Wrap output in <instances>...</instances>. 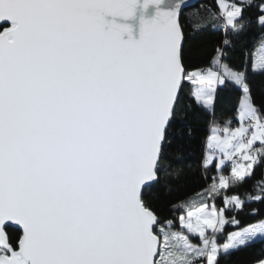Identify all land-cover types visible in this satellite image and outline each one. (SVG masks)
I'll return each instance as SVG.
<instances>
[{"label": "snow or ice", "instance_id": "1", "mask_svg": "<svg viewBox=\"0 0 264 264\" xmlns=\"http://www.w3.org/2000/svg\"><path fill=\"white\" fill-rule=\"evenodd\" d=\"M244 3L217 0L226 35L243 29ZM183 6L187 0H0V264H218L264 236L261 221L217 243L226 223L239 224L225 217L243 207L236 195H225L220 209L179 205L186 232L161 222L144 199L185 80L205 107L225 79L245 93L239 126L213 127L208 138L205 166L216 151L218 169L231 161V175L213 178L209 195L243 182L264 156V114L244 73L222 64L219 49V71H186ZM260 11L264 26V4ZM9 225L20 230L14 241Z\"/></svg>", "mask_w": 264, "mask_h": 264}, {"label": "trees", "instance_id": "2", "mask_svg": "<svg viewBox=\"0 0 264 264\" xmlns=\"http://www.w3.org/2000/svg\"><path fill=\"white\" fill-rule=\"evenodd\" d=\"M262 4L264 0L245 1L242 17L238 20L244 27L238 34L229 32L226 35L225 30H222L224 21L217 0H203L182 11L179 22L184 33L182 58L186 71L199 69L203 72L214 68L213 59L219 49L223 53L220 57L222 64L244 73L249 98L258 111L264 114V70H252L253 53L264 41V26L257 22ZM226 38L231 41L228 45L224 44ZM241 96V89L225 80L216 87L213 106L207 109L195 99L192 84L187 80L182 84L175 117L167 129L158 179L143 191L144 199L159 220H172L177 231H180L179 218L186 213V209L179 205L206 193L213 178L217 179L219 174L229 173L227 164L221 171L215 163L205 166L207 139L213 127L222 130L239 125L237 115ZM254 147H260V144ZM258 160L251 176L243 182L223 190L216 198L207 196L199 202L212 203L220 209L225 207V195H236L244 201L241 209L229 208L225 211L228 220L235 217L239 224L224 225L223 232L217 235L220 245L226 241L229 233L264 221V156H258ZM257 195H261L262 199H249ZM6 232L13 241L20 234L17 229L10 227L6 228ZM260 261H264V236L218 257V264H255Z\"/></svg>", "mask_w": 264, "mask_h": 264}, {"label": "rangeland", "instance_id": "3", "mask_svg": "<svg viewBox=\"0 0 264 264\" xmlns=\"http://www.w3.org/2000/svg\"><path fill=\"white\" fill-rule=\"evenodd\" d=\"M245 1H246V0H245ZM225 2H227V3L235 2V3L239 4V3L241 2V0H225ZM219 10H220V9H219ZM262 45H264V41H263V42H262V43L256 48V50H255L254 53H253V56H252V70H253V62H254V60H255L256 64L258 65L257 70H255V71H261V70H264V68H259V64H260L261 56L264 55V47H262ZM213 66H214V65H213ZM213 70H214V71H217V68L214 67ZM253 71H254V70H253ZM234 72H236V71H234ZM225 80L232 82L233 84H235L236 86H238V87L241 89V91H242V96H241L240 104H239V108H240V106H241V104H242V101H243V99H244V97H245V93H244V91H243V88H242L240 85L236 84V83H235L233 80H231V79H225ZM217 85H218V84H217ZM217 85L215 86V89H216ZM219 85H222V84H219ZM219 85H218V86H219ZM194 87H198V86H194ZM194 87H193V89H194ZM247 95H248V94H247ZM248 97H249V95H248ZM199 103L202 104V102H199ZM202 105H203V104H202ZM204 107H205V106H204ZM205 108L209 109V107H205ZM238 126H239V125H238ZM238 126H237V127H238ZM222 132H223V131H222ZM211 135H212V133H211L209 136H211ZM221 137H223V135H222ZM257 144H259V142H256L255 145H257ZM207 145H208V139H207ZM206 147H207V148H206V156H208V155L212 154L213 150H212V149H209L208 146H206ZM220 158H221V154H220L218 151H216V152H215V155H214V158H213V160L211 161L210 164L215 163V164H216V167H217V164H218ZM227 162H228V161H225V164L222 165L220 169H218V168H217V169H218L219 171H221V170L226 166ZM210 164H208V165H210ZM219 175H221V174H219ZM219 175H218V177H219ZM223 175H225V176H230V175H231V168H230L228 174H223ZM218 177H217V179H216V183H217V184H219V179H218ZM211 185H212V184H211ZM211 185H210V186H211ZM209 188H210V187H209ZM209 188H208V189H209ZM223 190H225V189H222V190L220 191V194L222 193ZM220 194H219V195H220ZM219 195H217V194H215V193H212L211 195H209V194L206 192V193H203V194H200V195H197V196H194V197L190 198L187 202H185V203H183V204H188V202H189V201H192V200H195V201H197V202L199 203L200 201L206 199L207 196L210 197V198H211V197L216 198V197H218ZM223 201H224V200H223ZM211 205H212V203H211ZM185 209H186V208H185ZM186 214H187V209H186V213H185L184 215H182V216H186ZM180 217H181V216H180ZM179 227H180V222H179ZM181 230L186 232V229H181V227H180V231H181ZM261 237H263V236H258V237H256V238H254L253 241H255V240H257V239H259V238H261ZM191 238H195L197 241H193ZM190 240H191V242H192L193 244H197V245H198V244L200 243L198 237L190 236ZM251 242H252V241H251ZM251 242H249V243H251ZM240 247H241V246H240ZM232 250H234V249H232ZM230 251H231V250H230ZM255 264H259V262H258V263H255Z\"/></svg>", "mask_w": 264, "mask_h": 264}, {"label": "water", "instance_id": "4", "mask_svg": "<svg viewBox=\"0 0 264 264\" xmlns=\"http://www.w3.org/2000/svg\"><path fill=\"white\" fill-rule=\"evenodd\" d=\"M202 1H203V0H187V6H183L181 12L184 11V10H187V9H189V8L194 7V5H196L197 3H200V2H202ZM181 12H180V14H181ZM152 14H153V10L150 8V9H149V18H151V15H152ZM180 14H179V16H180ZM154 182H155V181H154ZM154 182H152V183H154ZM152 183H151V184H152ZM8 227H10V228H14V229H17V230L20 232L18 226H15V225H9ZM8 227H6V228H8Z\"/></svg>", "mask_w": 264, "mask_h": 264}, {"label": "crops", "instance_id": "5", "mask_svg": "<svg viewBox=\"0 0 264 264\" xmlns=\"http://www.w3.org/2000/svg\"><path fill=\"white\" fill-rule=\"evenodd\" d=\"M218 85H219V84H218ZM218 85H217V86H218ZM193 87H194V86L192 85V91H193ZM212 106H213V105H212ZM212 106H211V107H209V109H211V108H212ZM237 119H238V115H237ZM238 121H239V120H238ZM211 133H212V131L210 132V134H211ZM219 134L222 136V135H223V132L221 131ZM208 138H209V137H208Z\"/></svg>", "mask_w": 264, "mask_h": 264}, {"label": "built area", "instance_id": "6", "mask_svg": "<svg viewBox=\"0 0 264 264\" xmlns=\"http://www.w3.org/2000/svg\"><path fill=\"white\" fill-rule=\"evenodd\" d=\"M222 30H224V28H222ZM244 163L247 164V161H244ZM228 167L231 168V161L228 162Z\"/></svg>", "mask_w": 264, "mask_h": 264}]
</instances>
